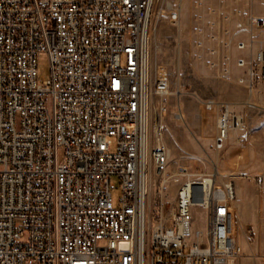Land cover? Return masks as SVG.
<instances>
[{
  "label": "built area",
  "instance_id": "obj_1",
  "mask_svg": "<svg viewBox=\"0 0 264 264\" xmlns=\"http://www.w3.org/2000/svg\"><path fill=\"white\" fill-rule=\"evenodd\" d=\"M154 1L0 0V264L241 263L234 183L216 185L212 175L206 190L186 169L168 175L170 84L161 75L152 83L149 64ZM183 1L166 4L177 26ZM247 23L264 30V18ZM237 64L250 90L264 81V50ZM153 94L160 104L151 130ZM205 107L217 111L221 151L243 119L229 104ZM174 117L184 122L180 107ZM150 168L162 193L180 184L175 206L166 213L162 204L153 227ZM254 181L264 191V169ZM193 207L206 211L207 229L190 243Z\"/></svg>",
  "mask_w": 264,
  "mask_h": 264
},
{
  "label": "rangeland",
  "instance_id": "obj_2",
  "mask_svg": "<svg viewBox=\"0 0 264 264\" xmlns=\"http://www.w3.org/2000/svg\"><path fill=\"white\" fill-rule=\"evenodd\" d=\"M178 4V0H155L151 17L150 37V74L152 83L156 76L165 77L170 84V94L164 99L169 107L167 114L163 115V136L164 141L171 150V159L168 167V175H175L184 168L188 173L193 174V179H212L215 176L216 185H224L230 182L242 183L247 195V201L238 196L235 200V207L241 212L247 208L249 202L247 220H243L237 226L238 244L243 247V258L240 264H264V191L256 186L254 178L263 173V169L257 173H247L239 169V165L245 161L242 158H235L231 172L234 175H219L216 165L222 160L224 154H235L238 156H251L253 162L264 164V103L259 101L258 105L250 108L239 115L243 119V126L235 131L227 141L224 150L217 152L214 145L215 120L209 113H206L201 134L195 138L193 126L187 123L176 122L174 119L177 113V106L184 97L192 93L188 85V74L198 71L207 75L211 80L207 86L203 81L199 88L205 97L221 99L227 92L222 84V77L225 72L229 73L235 69L239 53L237 47L228 45V37L241 35V28L237 23H227L229 16L237 15L246 19L255 17L264 18V0H230L228 3L222 0H184L182 3V19L180 25H174L170 18V11L166 4ZM231 18V17H230ZM260 43L264 44V30L260 31ZM237 41V40H235ZM200 56L202 63L195 65L193 59ZM234 62V64L232 63ZM263 65L257 66L260 77ZM39 77L47 80L51 76V66L46 54H42L38 60ZM264 82L263 80H261ZM206 99V100H207ZM160 98L152 95L150 110L153 116L151 130L153 129L154 116L158 112ZM241 138V142L239 139ZM153 145L151 138L150 148ZM150 175V215L156 224L161 214V206L167 208L164 212L169 213L177 200L178 183H170L162 193L158 179ZM183 182L186 178H180ZM118 185L116 179L112 180ZM121 192L118 190L113 194L114 202L117 203ZM260 203L262 219L259 221L255 204ZM245 206V207H244ZM194 218L192 224V240L195 242V232L205 233L207 229V214L201 207H193L191 210ZM246 236L249 237L253 255L248 245Z\"/></svg>",
  "mask_w": 264,
  "mask_h": 264
},
{
  "label": "crops",
  "instance_id": "obj_3",
  "mask_svg": "<svg viewBox=\"0 0 264 264\" xmlns=\"http://www.w3.org/2000/svg\"><path fill=\"white\" fill-rule=\"evenodd\" d=\"M222 1H226L228 3L230 0H222ZM236 16L237 15L229 16L227 23L239 24L238 26L241 28L242 32H241V35H237V33L234 36L230 35L227 39L228 45H234L237 47V43L239 42H244L249 45L251 44V46L245 50H239L237 47V50L239 53L238 60L239 59H251V58L254 59L256 57V54L260 50H264V44L259 42L260 31L251 32L249 30L248 23H247L248 17L246 19H243V17L241 18V15L239 17H236ZM252 16H255V15H252ZM193 63L195 65L201 64L202 63L201 57L200 56L195 57V59H193ZM232 63L234 64V62ZM187 79L189 80L188 85L191 86L192 93L189 95V97H186V99L184 97L183 101L178 103L177 112L180 107L184 115L183 123H187V121L191 123V125L193 126V131H194L193 133H194L195 138H198L199 135L201 134V130L204 125V120H205V117L207 116L206 113H209V116H211L215 120L214 129H215V135H216L217 111L216 109H213V110L206 109L205 103L207 101H211L212 98L207 99L208 97L203 96L201 89L199 88L201 81H203L204 86H207L209 83L208 80H211V79H209L207 75L202 74L201 72H198V71L189 72ZM241 79L244 80V83L240 82ZM222 84H224L225 87L227 88V92L223 94V97L221 99H215L213 101L220 103V104H229L234 113L239 114L240 112H243L250 108H254L256 106H259L258 105L259 101H262L264 103V82H262L261 79H257L253 83L252 90H250L248 87L249 80H248V76L246 73V69L240 68L237 63L233 71L229 73L225 72L223 74ZM168 111H169V107H168ZM175 121L181 122V121H177L176 119ZM162 123H163V117H162ZM234 132L235 131H233L230 134L229 139L231 138ZM239 142H241V138L239 139ZM221 151H217V152L220 153ZM235 158H242L243 160H245L242 163V165H239V169L241 168L243 169V171L247 173H257L264 168V164L262 163L258 164V163L253 162V159L251 158L250 155L249 156L242 155V156L235 157V154L227 153V154H224L222 160L218 161L216 165L217 173L219 175H226V174L234 175V173H232L231 171L234 170L232 164ZM234 185L236 189V198L240 196L239 194H241L242 196L241 198H244V200L247 201L248 197L247 195H245L244 185L242 183H236ZM246 204H247V208L243 209L241 212L236 206L238 224H240L243 220H247V218H249L248 216L249 208L248 207L250 203L247 202ZM255 207L257 208V214H258L257 218L260 221L262 219V214L260 211L261 205L258 201L255 204ZM246 239L250 247V250L252 254L254 255L255 252H253L252 250V247H251L252 245L249 241V237L246 236ZM240 247L243 253L244 249L242 246Z\"/></svg>",
  "mask_w": 264,
  "mask_h": 264
},
{
  "label": "bare ground",
  "instance_id": "obj_4",
  "mask_svg": "<svg viewBox=\"0 0 264 264\" xmlns=\"http://www.w3.org/2000/svg\"><path fill=\"white\" fill-rule=\"evenodd\" d=\"M214 180L213 179H205L203 185L205 186L206 190L210 189L213 186Z\"/></svg>",
  "mask_w": 264,
  "mask_h": 264
},
{
  "label": "water",
  "instance_id": "obj_5",
  "mask_svg": "<svg viewBox=\"0 0 264 264\" xmlns=\"http://www.w3.org/2000/svg\"><path fill=\"white\" fill-rule=\"evenodd\" d=\"M201 190V186L199 184H196L194 187V191H200ZM194 200H197V197H194ZM123 247H127L126 245H124Z\"/></svg>",
  "mask_w": 264,
  "mask_h": 264
}]
</instances>
